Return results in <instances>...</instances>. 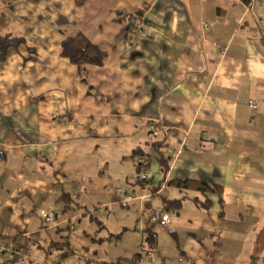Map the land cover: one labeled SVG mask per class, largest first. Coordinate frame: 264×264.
Listing matches in <instances>:
<instances>
[{
    "label": "crops",
    "instance_id": "0c3cea01",
    "mask_svg": "<svg viewBox=\"0 0 264 264\" xmlns=\"http://www.w3.org/2000/svg\"><path fill=\"white\" fill-rule=\"evenodd\" d=\"M263 21L264 0H0L21 42L0 45V243L27 253L0 264H263ZM79 34L102 66L61 56ZM165 200L173 234L147 219Z\"/></svg>",
    "mask_w": 264,
    "mask_h": 264
},
{
    "label": "trees",
    "instance_id": "16d2710c",
    "mask_svg": "<svg viewBox=\"0 0 264 264\" xmlns=\"http://www.w3.org/2000/svg\"><path fill=\"white\" fill-rule=\"evenodd\" d=\"M246 5H250L252 0H242ZM146 8L144 11L138 14V19L142 23L144 19ZM10 37L4 38V40H0V45L3 46V49L6 48L8 43H13L14 40H9ZM15 43H21L19 40L14 41ZM10 46V45H9ZM0 52H5V50H0ZM60 54L62 57L69 59L74 65H76L81 70H84L87 66H96L100 67L103 65L104 60L106 58V54L102 52L97 46L93 45L84 35L79 34L76 37H70L64 40L60 45ZM138 155L137 153H135ZM137 166V177L135 181V186L138 187H146L149 184V179L142 180L140 178L141 174L147 172L144 169L148 168L146 164L140 162L136 163ZM168 170V166H165V172ZM152 193V191H151ZM129 206V205H128ZM127 206V207H128ZM126 207V208H127ZM181 207L180 201H168L165 200V209L162 212H173L174 210L177 211ZM155 211V210H154ZM174 211V212H176ZM151 212V211H150ZM153 212V211H152ZM160 212V211H159ZM145 217V214H143ZM152 224V223H151ZM154 225V224H153ZM156 225V224H155ZM156 236L155 233L152 232L151 229L148 230V239L146 243L143 245L145 248L144 251H149V248H155Z\"/></svg>",
    "mask_w": 264,
    "mask_h": 264
},
{
    "label": "built area",
    "instance_id": "2783aa9c",
    "mask_svg": "<svg viewBox=\"0 0 264 264\" xmlns=\"http://www.w3.org/2000/svg\"><path fill=\"white\" fill-rule=\"evenodd\" d=\"M262 25H264V21L262 22ZM250 108L254 109L255 106L252 104L250 105ZM167 153H169V155L174 159L180 155V152L177 150H174V151L167 150ZM140 178L142 180L148 179L147 175L145 174L141 175ZM118 190L121 192L123 190V187H119ZM133 199H134L133 196L124 195L120 198L118 203L123 208H126L130 204V202H132ZM170 214H171L170 211L169 212H159V211L153 210V212L151 211L148 214L147 219L150 223L156 224L159 227H161L162 230H166L168 234H173L174 233L173 229L168 228L169 227L168 221H169ZM39 216L48 226H52L55 223V218L52 212L41 210L39 211ZM0 252L15 255L18 259H22L27 255L25 251L18 250L13 246H8L6 243H0Z\"/></svg>",
    "mask_w": 264,
    "mask_h": 264
},
{
    "label": "rangeland",
    "instance_id": "374dc122",
    "mask_svg": "<svg viewBox=\"0 0 264 264\" xmlns=\"http://www.w3.org/2000/svg\"><path fill=\"white\" fill-rule=\"evenodd\" d=\"M134 212L135 211L133 210L132 205L128 209H123L122 206L118 203V207L116 208V212H115L116 219L127 222V225L131 227L133 226L131 223L133 222L134 219V215H135ZM125 214H127V218ZM131 236L132 235L130 234L128 237L131 238Z\"/></svg>",
    "mask_w": 264,
    "mask_h": 264
}]
</instances>
